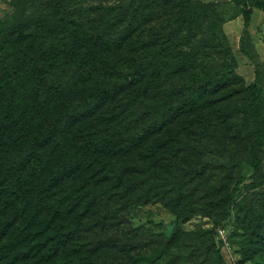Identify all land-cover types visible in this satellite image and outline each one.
I'll list each match as a JSON object with an SVG mask.
<instances>
[{"label":"trees","instance_id":"1","mask_svg":"<svg viewBox=\"0 0 264 264\" xmlns=\"http://www.w3.org/2000/svg\"><path fill=\"white\" fill-rule=\"evenodd\" d=\"M87 1L14 0L16 10L0 21V210L18 208V234L5 243L18 250L8 253L18 264H91L103 251L108 256L115 224L128 223L130 210L153 198L149 170H161L164 134L179 128L171 139L189 142L197 114L209 117L208 95L229 88L227 79L200 88L188 81L195 63L174 59L173 35L155 38L125 26V15L105 0H98L101 13L84 8ZM134 3L138 17L161 19L173 9V0ZM23 5L39 8L23 17ZM150 39L157 50L163 40L156 58L167 60L169 76L152 69ZM224 99L216 102L218 121ZM242 178L228 186L226 205ZM246 214L242 228L264 259V219Z\"/></svg>","mask_w":264,"mask_h":264},{"label":"rangeland","instance_id":"2","mask_svg":"<svg viewBox=\"0 0 264 264\" xmlns=\"http://www.w3.org/2000/svg\"><path fill=\"white\" fill-rule=\"evenodd\" d=\"M134 2L105 0L104 5H113L116 16L124 14L125 26H142L158 34L155 38L173 35L174 59L195 63L191 70L195 74L188 81H196L200 88L206 80L213 87L227 79L229 88L208 95L209 117L197 114L189 142L181 143V136L171 139L170 134L178 135L181 129L167 130L160 143L161 170H149L153 198L133 207L128 223L115 224V249L108 256L99 253L91 264H226L214 238L221 226L239 250H235L238 261L242 255L243 262L238 264H264L259 247L249 244L242 228L248 210L252 220L255 216L254 220L264 219L260 214L264 205V0H173V9L161 19L151 14L138 17ZM14 4V0H0V21L16 10ZM98 5V0H89L83 7L101 13ZM38 8L23 5L21 13L34 15ZM254 13L255 25L244 32L242 48H233L224 34V23L239 16L251 19ZM148 42L152 69L161 68L169 76L172 69L166 67L167 60L159 64L156 58L165 48L163 40L159 50L155 41ZM241 57L251 71L243 69L245 64L237 69ZM221 98H225L226 113L223 119L219 114L218 121L216 102ZM253 150L260 159L258 168L249 160ZM241 176L243 181L226 205L228 186ZM189 209L192 212L186 217L179 216ZM19 215L16 206L0 210V264L19 263L11 262L8 254L15 248L5 246L6 240L18 234ZM102 236L107 239L104 232Z\"/></svg>","mask_w":264,"mask_h":264},{"label":"crops","instance_id":"3","mask_svg":"<svg viewBox=\"0 0 264 264\" xmlns=\"http://www.w3.org/2000/svg\"><path fill=\"white\" fill-rule=\"evenodd\" d=\"M256 13H254L253 17L251 18L250 25H249V29L250 30H252L251 26L255 25V22H256L255 15H256ZM236 20H239V22H236ZM244 28H245V19H244V17H241V16L233 18V19H231L229 21H226L224 23V29H225L227 35L229 36V39L231 41V44L233 45V48H238V49L240 48V46H241V37H242L243 31H244ZM246 62L247 61L242 59V57H241V60L239 62V65H238L237 69L239 70L240 67L243 66V64H245L243 69H245V70L247 69L248 72L251 71L250 66L246 67V64H247Z\"/></svg>","mask_w":264,"mask_h":264},{"label":"built area","instance_id":"4","mask_svg":"<svg viewBox=\"0 0 264 264\" xmlns=\"http://www.w3.org/2000/svg\"><path fill=\"white\" fill-rule=\"evenodd\" d=\"M217 232V240L221 244V247L228 256V259H231L232 264H238V257L236 255V249H234L233 244L230 241V234L225 227H219Z\"/></svg>","mask_w":264,"mask_h":264}]
</instances>
